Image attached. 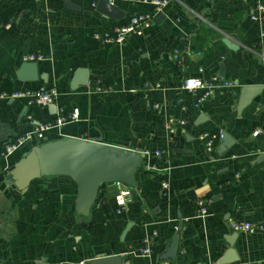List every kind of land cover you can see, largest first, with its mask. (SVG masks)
<instances>
[{
    "label": "crops",
    "instance_id": "obj_1",
    "mask_svg": "<svg viewBox=\"0 0 264 264\" xmlns=\"http://www.w3.org/2000/svg\"><path fill=\"white\" fill-rule=\"evenodd\" d=\"M70 1L79 11L59 0H0V93L55 88L57 113L77 111L78 121L48 132L47 141L101 138L150 154L135 173L137 196L124 213H116L115 183L102 185L89 216L80 217L68 177L39 178L24 194L3 184L7 169L31 149L3 158L4 146L57 113L0 100V264H89L101 256H119L123 264H220L231 248L237 259L225 264H264V234H237L231 246L228 227L231 220L264 226V89L237 111L241 89L264 84V21L250 20L255 2L264 0H176L121 46L101 44L93 33L112 32L136 13L153 14L150 5L111 0L123 13L116 20L92 7L99 0ZM225 38L239 49L229 50ZM27 56L41 57L36 82L16 78ZM78 69L88 72V85L71 90ZM214 77L232 87L216 88L197 107L200 90L178 89L184 79ZM168 119L184 124L168 134ZM220 132L231 147L219 155L218 138L207 153L199 136ZM180 223L175 258L160 260ZM153 234L143 256L142 240Z\"/></svg>",
    "mask_w": 264,
    "mask_h": 264
},
{
    "label": "water",
    "instance_id": "obj_2",
    "mask_svg": "<svg viewBox=\"0 0 264 264\" xmlns=\"http://www.w3.org/2000/svg\"><path fill=\"white\" fill-rule=\"evenodd\" d=\"M62 7L69 11H79V7L70 0H59ZM96 10L111 19H120L123 13L111 3V0H99ZM162 17H158L159 22ZM223 44L232 51L238 50V46L229 38L223 40ZM16 78L21 82H36L38 80L37 65L35 62L22 63L16 72ZM45 83L44 77H42ZM88 72L78 69L70 83L71 90L80 86L88 85ZM261 86H245L241 89L237 104V111L241 112L247 107L253 98L261 94ZM49 114L57 113L54 104L48 107ZM202 117H200L201 119ZM199 119V120H200ZM233 140L225 133L220 132V139L217 146V153L223 155L231 147ZM264 156V155H262ZM143 152L109 145L101 138L87 140L84 138L62 137L54 141H45L23 153L6 171L3 179L4 185H11V188L20 194H24L30 183L42 177H68L76 185L74 199L75 213L87 218L91 207L94 205L99 188L102 185L120 183L128 191L132 199L137 196L135 189V173L142 166ZM259 162V161H258ZM257 162V163H258ZM173 235L166 245L165 251L160 255V260H172L175 258L178 249L179 231ZM229 245H233L232 240ZM236 255L228 250L220 260V264L235 261ZM89 264H123L119 256H101L89 262Z\"/></svg>",
    "mask_w": 264,
    "mask_h": 264
},
{
    "label": "built area",
    "instance_id": "obj_3",
    "mask_svg": "<svg viewBox=\"0 0 264 264\" xmlns=\"http://www.w3.org/2000/svg\"><path fill=\"white\" fill-rule=\"evenodd\" d=\"M122 1H133V0H122ZM143 4H148L153 8V14H143L136 13L132 15L128 22L114 29L112 32L108 31H96L93 33V38L100 42L101 44L107 46H121L132 36L140 37L147 30L152 27L153 22L156 17L162 13V11L167 8L171 3L176 0H140ZM112 3V2H111ZM113 4V3H112ZM96 2L92 4V7L95 8ZM250 20L252 21H264V4L261 1L255 2L252 7V13L250 15ZM40 56H27L23 58V62H36L40 61ZM173 61L176 65H183L182 60L180 59L179 52L177 50L173 51ZM198 73H202V68H198ZM148 84H145V88H149ZM232 87L230 82H221L217 78H212L210 81H205L202 78H188L184 79L180 86L178 87L181 91L194 92L200 90L202 93L196 100V107L210 98L213 95V92L216 88L227 90ZM151 88L158 89L159 85L154 84ZM98 92H107L101 87L97 88ZM56 90L54 87H47L45 89L38 90H18L8 93H0V100H22L25 103V107H48L51 104H54L56 100ZM28 121H32V116H28ZM78 121L77 111H73L69 114L57 113L53 119L46 121L44 123L36 124L31 127V129L25 132L22 135L17 136L13 141L8 142L4 148L2 157L7 158L14 155L23 147H35L44 143L46 139V134L52 130H60V128L68 123H73ZM184 122H176L173 119H168L165 121V130L168 134H174L177 127L182 126ZM218 135H208L203 133L199 136V140L204 143V148L207 153H211L214 149V143L218 140ZM264 153V150L261 151ZM144 155H149V151H144ZM155 156H161L159 152H154ZM238 177V176H236ZM118 191L114 197V202L116 206V213H124L127 209V204L129 201V191L124 188L120 183H116ZM162 188L166 189L167 184H162ZM203 201L197 203L199 207V216L204 217L207 214V210ZM229 230L236 234H255L257 232L264 234V226L259 225L253 222L248 221H234L231 220L228 223ZM156 234H153L149 239L142 240V249L141 254L147 256L150 253V246L152 243V238ZM170 264V263H163Z\"/></svg>",
    "mask_w": 264,
    "mask_h": 264
},
{
    "label": "bare ground",
    "instance_id": "obj_4",
    "mask_svg": "<svg viewBox=\"0 0 264 264\" xmlns=\"http://www.w3.org/2000/svg\"><path fill=\"white\" fill-rule=\"evenodd\" d=\"M221 82H223V81H221ZM263 89H264V84H263ZM219 139H220V134H219ZM31 148H33V147H31ZM205 149V148H204ZM263 155H264V153H262ZM124 187V186H123ZM125 188V187H124ZM130 196V195H129ZM115 197V196H114Z\"/></svg>",
    "mask_w": 264,
    "mask_h": 264
}]
</instances>
